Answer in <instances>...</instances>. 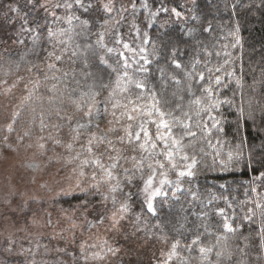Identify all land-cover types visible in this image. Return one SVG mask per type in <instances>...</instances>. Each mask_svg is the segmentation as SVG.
<instances>
[{"label":"snow or ice","instance_id":"6c2138e0","mask_svg":"<svg viewBox=\"0 0 264 264\" xmlns=\"http://www.w3.org/2000/svg\"><path fill=\"white\" fill-rule=\"evenodd\" d=\"M262 4L264 0L256 7ZM24 7L29 12L44 13L46 19L50 18V22L32 24L26 15H22L23 8L9 6V11L23 21L20 31L32 34L33 54L40 57L41 52L46 53L43 59L47 68L42 69L40 64L27 61L26 70L29 73L35 70L37 77L42 71L43 80H30L31 89L25 85L27 94L22 97L17 110L11 113L6 130L11 133L22 113L27 111L30 116L28 130L17 138L16 143L19 145L25 137L31 138L32 126L36 125L41 133L47 130L49 134L37 136L34 144L29 143L26 148L35 146L38 154L44 156L49 151L47 142L50 141L54 153L57 148L63 149L62 153L56 154V162L62 163L58 171L70 168L71 175L67 177L70 183L67 188L61 187L53 200L72 197L79 201L78 208L85 212L98 200L104 211L93 220L85 217L84 224L89 229L103 225L107 218L111 222L110 229L119 230L121 222L130 217L137 205L136 232L148 228L149 218L166 217L167 224L179 235L168 251L162 253L163 259L158 264H173V261L176 264H251L246 258L253 249L264 254V200L242 201L254 205L247 208L243 216L235 212L228 215L223 208L215 209L214 214L219 219L213 223L212 213L204 209L211 208L219 198L210 193L207 204L199 201L201 211L197 212L194 204L199 200L198 192L184 187L185 183L191 185L198 177L203 157L209 155L213 161L212 171H216L217 164L220 172L247 170L254 173V181L264 183V141L258 149L253 146L247 153L246 138H240L235 148L227 153L217 148L222 142L216 134L225 132L223 109L235 112L237 134L241 127H247L248 121H252L256 129L257 112L264 120V104L254 108L251 100L243 99V76L237 75L231 53L225 51V59L213 64V53L205 48L203 55L197 50V55L185 62L181 58L187 53L180 44L187 41L174 39L167 32L157 33L152 38L148 31L141 30L135 22L136 0L131 4L134 19L130 25L134 29L130 34L139 40L135 49L123 39L118 27L126 20L129 9L124 5L118 7L116 0H102L100 11L105 20L98 31L76 14L77 10L90 11L94 7L92 0H26ZM141 7L147 28L154 26L161 13L171 12L177 18L182 16L176 7L169 8L166 0H161L155 11L146 0H141ZM191 19L200 22L199 16L193 15ZM59 22L69 27L54 30L52 25ZM196 31L191 27L183 35L192 38ZM203 31L210 32L211 24ZM113 33V46L109 47L106 37ZM232 35L235 37L232 47L235 48L241 44L238 25ZM53 42L63 46L61 54L45 47V43L55 47ZM149 44L150 49L146 47ZM65 55H69L68 68L58 66L63 63ZM215 55L220 57L221 53L217 51ZM153 64L156 65L155 72ZM20 67V63L15 64L17 72ZM22 79L18 78L6 92ZM233 84L235 88L231 87ZM41 86L44 87L43 93ZM228 91L232 92L231 96ZM238 93L241 98L239 106L236 104ZM244 103L248 104L247 109ZM65 129L66 139L61 136ZM7 141L5 135L4 147L15 152L16 148ZM52 160L53 157L49 156V163ZM257 172L259 174L255 175ZM40 187L47 186L42 184ZM220 187L226 186L221 184ZM251 191L256 193L257 188L252 186ZM185 193L190 194V198L182 202ZM16 195L10 193L11 197ZM220 198L228 201L226 196ZM5 203L11 205L13 201L7 198ZM109 204L111 209H108ZM24 206L27 201L19 202L18 210H23ZM228 206L232 207L230 203ZM108 211L111 216L106 217ZM36 215L34 213V217ZM190 216L195 219L190 220ZM142 220L145 221L144 229L139 226ZM249 225L255 227L245 236L243 229ZM44 226L52 227L51 219L46 225L35 218L31 222V227ZM76 227L73 223L72 228ZM154 227L160 229L158 238L167 242L164 227L161 224ZM57 235L62 238V234ZM55 239L56 235L49 238L50 242ZM229 239L238 243L233 247L228 243ZM28 243L32 245L31 240ZM0 247L6 256L25 257L24 264H48L47 260L38 262L36 257L47 256L52 251L71 255L66 250L50 249L39 242L34 248L20 246L17 250L14 234L5 237ZM79 247L80 255L72 256L71 264H79L81 258L83 264L100 262L121 251L107 240L99 244L82 242ZM4 264L12 262L5 261ZM54 264H67V261L57 259Z\"/></svg>","mask_w":264,"mask_h":264},{"label":"rangeland","instance_id":"374dc122","mask_svg":"<svg viewBox=\"0 0 264 264\" xmlns=\"http://www.w3.org/2000/svg\"><path fill=\"white\" fill-rule=\"evenodd\" d=\"M184 2L183 10H179L182 16L177 18L170 14L159 15L154 23L155 28L164 30L166 27L173 24L174 21H189L194 15L192 12L193 0H182ZM94 7L88 11L83 12L77 10L76 14L83 16L86 13L88 17L97 23L98 27L104 22L105 15L100 11V4L102 0H92ZM133 0H116V4L119 7L124 5L129 9L126 14V20L118 26L123 39L129 43L130 47L135 49L139 40L130 33L134 32V29L130 28V25L134 19L131 4ZM20 6L24 9L22 15H26L30 20L35 17L34 23L39 21L38 15L42 14V23L50 22V18H45L44 13H37L35 11L29 12L23 0H0V56L5 53H11L27 43L32 42V34L21 32L20 28L23 23L20 16L9 11V6ZM136 7L138 11L135 15V22L138 24V19L143 18L145 20L144 9L141 7V0H136ZM164 17V18H163ZM139 22L143 23L142 20ZM139 23V26H141ZM68 25L64 22L53 24L54 30L65 29ZM146 27V22L144 23ZM98 30H100L98 28ZM142 31L145 29L141 28ZM115 34H110L106 37L108 46H113ZM233 39L235 37L233 36ZM20 41H23L21 43ZM55 47L51 46L49 51H55L57 55L61 54L62 45L55 44ZM230 44L232 42L230 41ZM232 47V45H230ZM148 48V46H146ZM151 46H149V49ZM236 48V47H235ZM232 47V49H235ZM42 69L47 68V62L40 64ZM43 72L39 73L37 77L34 70L33 73H29L27 70L20 71L17 75H7L0 79V244L3 243L4 238L10 234H14V239L17 242V250L20 246L24 248L32 246L35 247L36 242L41 245H48L50 249L59 248L66 250L71 254L65 256L64 251L57 253L55 251L50 252L47 256L36 257L39 262L41 260H47L48 264H54L57 259H65L67 264H71L72 256L79 257L80 244L82 242L86 244H99L104 240H107L114 247H119L121 251L115 256L109 255L105 260L100 262H89V264H158L163 259L162 253H166L174 242L171 236L168 234L167 242L158 238L160 229L150 225L147 221L148 228L136 232L135 231V213L138 211L136 207L133 208V213L130 217L121 222L119 230L110 229V220L107 218L103 225L89 229L84 224L85 217L88 220H93L94 217L104 211V207L97 200L94 207H90L86 212L78 208L79 201L75 200L70 203H66L71 200L72 197H57L55 201L53 197L61 187L67 188L69 185L68 176L71 175L70 168L58 171L62 167V163L56 162V154L62 153L63 149L57 148L55 153L52 149V142H47L49 151L44 156L38 154V149L26 148L25 145L33 143L35 138L39 135L45 137L49 134L46 130L39 135H33L31 138L25 137L23 141L18 145L16 143L17 138L23 136L24 131L14 126V130L8 133L6 130L7 124L10 122L11 113L17 110L21 99L26 95L25 85L29 89L32 88V84L28 83L30 80L43 77ZM20 77L23 79L12 88L10 92H6L8 88ZM6 81V83H4ZM136 90L133 89V92ZM107 93H105L106 97ZM103 98V97H102ZM106 126V125H105ZM67 130L61 133V136L66 139ZM8 136L7 143L13 148H16L15 152L9 151L4 147V136ZM103 149H101L102 151ZM130 154V153H129ZM52 156L51 163L48 161V157ZM107 162V161H106ZM130 166V165H129ZM46 185V188H41L40 185ZM255 186L257 192L253 193L251 187ZM11 192H15L17 195L10 196ZM7 198L12 199L13 203L8 205L5 203ZM209 197H199L196 201V211H201L199 201H204L207 204ZM250 199L264 200V183L260 181L252 180L249 182L244 192L235 201V205L242 212V216L247 211V208L254 207L253 204H243L242 201ZM27 201V206L23 207V210H18V203ZM229 215L235 207H229L225 201L213 202L211 208H205L204 210L213 212L216 208H224ZM112 205H108V209H111ZM64 210H67L66 212ZM195 210V209H194ZM34 213L37 214L34 217ZM106 217L111 216V212L105 213ZM39 219L41 223L46 225V222L51 219L52 227H31L33 219ZM75 223L77 227L72 228V224ZM145 221L142 220L140 228L144 229ZM27 229V230H25ZM73 233L75 234L73 236ZM62 234V238L60 235ZM56 235L57 239L49 240L50 237ZM32 241V245H29L28 241ZM92 249H90L91 251ZM40 252L43 253V247L40 248ZM5 261H11L12 264H24L25 257L20 256H6L3 253L2 247H0V264H4ZM79 264H83L82 258ZM173 264H176L173 261Z\"/></svg>","mask_w":264,"mask_h":264},{"label":"trees","instance_id":"16d2710c","mask_svg":"<svg viewBox=\"0 0 264 264\" xmlns=\"http://www.w3.org/2000/svg\"><path fill=\"white\" fill-rule=\"evenodd\" d=\"M9 1L10 0H7V2ZM23 1L26 2V0ZM146 2L149 4L151 10L155 11L156 8L160 6L161 0H146ZM166 4L169 8L176 7L178 10H183L184 6L182 5L184 4L182 0H166ZM257 4H261V0H193L192 12L194 15L200 17L199 23L192 19L184 22L174 21L172 25L166 27L164 30H159L155 27H145V20H143V18H140L137 21L138 25L141 23L139 22L140 20L143 21L140 27L148 31L152 38H154L157 33L163 34L167 32L170 33L174 39L187 41L186 43L182 42L180 44V47L187 53L186 56L181 58L185 62L195 57L197 55V50L200 51V55H203V50L205 48L213 53L211 57L213 64L222 62V60L225 59L223 55L225 51L231 53V58H235L233 66L235 67L237 75L243 76L244 87L241 90L244 94L243 99L244 101L251 100L253 107L258 108L260 104H264V73H262V70H264V4L259 8L256 7ZM162 14L164 13H161L160 15ZM41 16L42 14L38 15L40 23H42L43 20ZM80 17L81 20L88 21L94 31H98L99 27L97 23L90 19L87 13ZM34 19L35 17H32L30 23L34 24ZM209 24H211V31L205 33L203 28L207 27ZM237 25L239 26L241 44L236 46L235 49H232L230 45L235 44V39H233L232 33L236 31ZM68 27L69 25L66 28ZM191 27L197 29L194 36L192 38L184 36L183 33ZM44 34L46 36V30H44ZM91 39L94 41L95 36ZM230 41L232 44H230ZM147 46L149 48L151 44ZM45 47L49 51L51 45L45 43ZM32 49L33 45L31 42L25 44L14 52L5 53L0 56V79L7 75H17L20 71L26 70L28 67L27 61L42 64L46 53L41 52L40 57H37L33 54ZM217 51L221 53L220 57L215 55ZM70 52L71 48H69V54ZM21 57H24L25 59L21 60ZM16 63H20L21 65L18 72L15 70ZM69 65V55H65L63 63L58 66L68 68ZM241 68L243 69L242 72ZM155 71L156 65L153 64V72ZM6 72L8 73L7 75H5ZM152 79L155 81V77ZM41 80H43V77ZM231 87L235 88V85L233 84ZM253 88H255V91H253ZM40 91L42 93L44 92L43 86H41ZM105 93L103 95H105ZM228 95L231 96L232 92L228 91ZM236 104L237 106L241 104L239 93L236 96ZM243 106L247 109L248 104L244 103ZM222 111L226 120V123L224 124L225 132L216 134L222 142L220 145H217V148L223 153H227L230 149L235 148L240 138H246L248 147L245 148V153H247L248 149L253 146L258 149L261 142L264 141V120H261L259 112L256 114V129H259V131L254 129L252 121H248L247 127H241L239 134H237L234 124L236 119L235 112L228 110L227 108ZM29 120V113L24 111L20 120H18L14 126L25 132L29 127ZM32 132L33 135L42 134L36 125L32 126ZM215 143L216 140L214 139L213 144ZM206 150L209 152L212 151L211 149ZM212 163L211 155L203 157L200 174L191 185L185 183L184 187L186 189L191 187L192 191L198 192L199 197H209L210 193L214 194L219 198L214 201L215 203L225 201L220 197L226 196L228 197L226 203H230L235 207L233 212L238 216H242V212L239 211V208L235 205V201L244 192L245 188L254 177V173L247 170H242L240 172H220L218 164L216 165V171H212ZM205 165H207V167H205ZM258 174V172L255 173V175ZM221 184L226 187L221 188ZM189 198L190 194L185 193L182 196V202H185ZM72 201H75V199L72 198L69 201L65 199L66 203ZM177 207H179V204ZM136 208L139 210L138 205ZM225 208L227 207L225 206L223 209ZM194 209L196 211V202L194 204ZM216 209H219V207ZM227 214L229 215V213ZM189 219L194 220L195 217L190 216ZM218 219L219 218L215 216L213 210L212 222L215 223ZM162 221L163 223H161ZM148 223L152 226L161 224V227H164V231L171 236L173 241L178 238L179 234L173 231L171 225L167 224L166 217L149 218ZM254 227L255 226L253 225L245 226L243 234L245 236L249 235ZM228 243L234 247L238 241L235 239H229ZM258 256L260 257L259 259L257 258ZM246 259H248L251 264H264V254H260L258 249H253L252 254Z\"/></svg>","mask_w":264,"mask_h":264}]
</instances>
